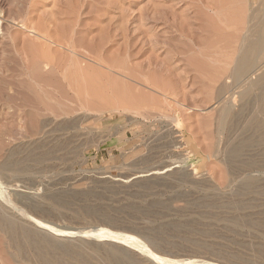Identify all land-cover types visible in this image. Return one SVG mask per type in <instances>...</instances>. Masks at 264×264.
Wrapping results in <instances>:
<instances>
[{"label":"rangeland","instance_id":"374dc122","mask_svg":"<svg viewBox=\"0 0 264 264\" xmlns=\"http://www.w3.org/2000/svg\"><path fill=\"white\" fill-rule=\"evenodd\" d=\"M228 1L230 2L231 0ZM201 2L202 0H0V166H2V164L5 163V160H7L11 151L17 149L18 150L24 149V147H27L26 144L39 142L41 141V139L42 141L44 140L46 141L48 140V138L49 139L51 138L50 140L52 141V143L49 144L52 145H54L56 142L64 141L63 147L59 148L53 154L52 156L53 158L50 157L51 158L50 161L47 160L49 162L46 161L47 163L46 162L42 163L40 164V166L31 165L29 169L31 168L32 170L23 173L24 174L23 176L22 175L12 176L13 174L11 175L7 173H4V175H2L3 172H1V167H0V180H1L0 186L2 189V190L0 189L2 191V193L1 191L0 193L3 195L4 192L6 191L5 192L6 196H2L0 194V199L2 198L5 201L7 200L6 203H8V205L6 206V203L3 200H1L0 202L1 203L2 201L4 202L6 211L10 207L8 210L9 214L14 215L19 219L23 217V219L22 218L21 219L22 221L24 220L25 223L26 222L28 223L31 218L33 219L34 223H35L34 220L37 221L39 220V222H41L42 224L45 223V225H47V223H50L47 226L50 227L51 225H53L51 226L52 228H54L55 226L57 229L59 228L60 230L68 229L70 231L72 229L71 231H76V232H79L78 230H80V232L82 231L92 232L103 229L106 230L105 232L109 233V236L111 237H112L111 234L115 233V235H117L115 237L116 241L113 240V238L111 237L110 238L106 237L109 239H105V237H103L104 239L102 237H100L99 239H96V237L94 238L88 237L81 239L58 238L60 243L65 242L64 244L62 243L63 249L69 248L72 250V248L77 244H79V246L77 245L78 247L84 246L85 248L84 247H82L81 249L79 248V250L81 251L76 249L78 247H74L75 251L77 250L78 252L81 253L84 252L83 255L86 257L90 256L88 258L92 263L93 262L98 263L100 261L98 264H102V261L104 260L103 264H107V262L109 261L108 258L105 257H108L109 249L112 247V245H117V246L120 245V247L124 248L129 252V253L127 252L129 254V256H127L128 258L132 256L131 259L133 260V257H135L134 261L136 260V262L139 258L138 263L143 262L142 264L161 263V262L156 263V261L154 260L152 261L151 258L148 259L146 258L151 254L152 251L154 253L156 252L157 254L160 253L159 255L163 257H168L172 260H176L180 262L182 260V263H185V261L187 262L189 261V264H196L198 260L199 261L197 262V264H201V263L202 264L204 263L245 264L244 262H242V260H239V258L242 259L245 258L244 260L245 262L247 261L246 263L248 264H255V263L260 264V261L263 262L262 264H264V260H263L264 257H261L262 259H260L259 256L260 254L257 255L259 252L258 253L256 252L260 250H255L258 249V247H261L259 245H262V243L264 244V237H263L264 225H261V222L264 220L263 219L264 217H262L264 216V204H262L264 203V199H262L264 197L263 196L264 194L262 193L264 189L263 188L264 163H262L263 165H261V163L259 164V167L263 168V169L258 168L260 174L259 176L258 174H255V176L253 175L254 172L258 171L257 168L255 169L251 168L252 170L251 169L243 170V172L250 171L248 173L249 175L246 172L244 173H246L247 176H250L252 174L254 177H252L251 175V178H255L256 176L258 177V182H257V178H255L256 180L255 179L254 180L257 182L258 185L259 184L261 185V188L260 185L257 186V189L260 188V191L262 190L261 193H258L259 189L258 190L256 189L257 192L255 190L253 192V195L252 193H249L248 196H245V194L241 193L240 190H238L240 192L239 193L240 195L237 194L238 191L236 189H240L239 186L241 185L240 181L242 180V178L244 179V177L246 178L247 176L246 175L244 176V174L240 172L241 175L240 173L239 175L241 176V178H239L240 176L239 175H238L239 177L237 176L238 174L237 172L236 174L235 172L233 173L232 165L230 163L229 164L227 163L229 162L228 157L225 158L227 156L226 155L227 154L226 147L228 146L227 138L230 139L229 137H233V136H228L227 138H224L226 137L225 134L217 133L216 131L217 111L214 110L216 107L215 104L217 103V100H215V98L218 99L217 98L218 96L216 94L218 93L219 86L221 85L220 83L223 84L224 81L223 77L225 75L223 74L227 72L229 73V71L227 70L231 69L230 66L232 67V65H229L228 67L227 62L232 63L231 61L232 58L228 56L229 58H231L228 60V57H225V55H228L227 54L229 53L228 51L226 54L224 53L225 55L222 54L223 52H225L226 49H224L220 43L222 41H226L225 39L221 38L220 40L218 36L216 37L210 33L204 32V34H202L203 31H200L202 29L199 30V28L202 27L198 26L201 23L191 18L194 17L193 15L194 8L197 6L199 7V4L201 5ZM194 4L195 5L197 4V6H195ZM15 7L16 8L18 7L17 8L18 10ZM215 12L218 13L219 11H215ZM13 18H17V19L13 20ZM28 19L29 21H27ZM193 21L194 23L196 22L197 23L194 24ZM30 24L34 28H32ZM188 30L190 32L192 31V34L188 35ZM36 31L37 33H35ZM45 31H46V35L49 34L48 36H45ZM40 32L43 33L41 34ZM35 36L40 39L38 40ZM192 39H195V41L194 40H193L194 42L191 41ZM44 41L47 42L45 43ZM61 42H66L67 44L69 43L68 44L69 49H67L66 47H65L66 49L64 47H61L64 46L63 44L61 45ZM48 45L50 48L48 47ZM199 46L200 48H198ZM218 46L221 47L219 48ZM32 48L34 50L36 49V51H33ZM220 49L221 51L223 50V52L220 51L222 54L220 55L222 56V59H220V56L217 55L218 53H220L219 52ZM43 50H45V52ZM67 50L70 51L68 52ZM74 50H76L77 52H75ZM42 51L44 52V54H46V56L43 54ZM72 51L74 54H72ZM84 51H86V53ZM186 52L187 53L189 52V54H187ZM49 53L52 54L50 55ZM84 53L87 55H84ZM98 53L100 54V56ZM38 54H41L42 56ZM236 55L233 58H236L237 57ZM40 56L41 58H39ZM49 57L54 58L56 61L55 60L53 61V59L52 58L50 59ZM95 57L102 58L103 60L109 62L113 61L114 63L113 62L112 63L115 64L117 69L116 71L118 74H116V72L110 73V71H108L106 68L104 70L103 69L104 67L102 68L101 66H99L94 62ZM186 57L187 59H185ZM25 59L27 60L25 61ZM34 59L37 60L39 59V60L36 61ZM217 59L218 60L220 59L221 62L225 64L223 66V64L220 62L223 68L225 67L229 68V69L227 68V70L225 68L224 70H226V72H224L223 74L221 73L224 70L220 68V63H215ZM45 60L48 61L46 62ZM218 60L217 62H219ZM202 61L204 62L206 61V63H203ZM42 62L44 65L42 64ZM195 62L197 63L195 64ZM45 64L47 65V67ZM61 65H62V69L60 71H57V68L59 69ZM89 66L90 68H87ZM91 66L94 69L96 68L95 69L96 71L94 70L95 74H98L99 71L101 70L102 73H99L98 75L99 77H96L98 79L100 78L99 81L97 79V82L100 83L101 81V84L104 83L106 85L103 84L102 86L99 83L98 84L100 86H98L97 83L95 85L91 84L93 81L94 83L96 81V79H94L96 75H94L93 73H89V71H87L88 69L93 71ZM76 67L77 68L84 67L83 72H85L87 68L86 72L88 73L84 74L82 72L83 70L82 68H81L82 70L80 69L77 70ZM64 68L66 69L65 71ZM197 69L201 71H198ZM221 69L223 70L222 72L220 71ZM34 70L35 73L33 75L32 71L34 72ZM67 70L77 81L76 83L77 85L75 86L76 90L75 87L74 88L70 87L72 89L71 90L69 88V85L66 84L67 81L62 79L63 77L61 76L62 75L61 71L66 72ZM76 70L79 72L81 71L80 73L78 72L81 75H79L78 73H74ZM97 70L99 71L97 72ZM219 71L221 73H218ZM205 73H207L208 75ZM90 74L91 75L93 74L92 75L93 78H91L92 76H90ZM100 74L101 75L103 74L102 79H101L102 76ZM218 74L220 75V79H218L219 76H215ZM88 75L90 79H93V81L90 82V85L91 86L94 85L92 86V88L89 85L90 87L88 86V88L92 90L94 88L95 90L93 91L94 94L96 91H97L96 93L98 94V91L101 90L100 94H102L101 95L102 99H99L101 98L99 94L98 95L100 97L97 96V94L93 95V97L95 96L94 98L92 97L94 100H92L88 96L86 98L84 97L85 95H83V90L85 89L81 87V85H84V82L88 81L86 79L84 81L83 79V78H87ZM129 77L130 79H128ZM144 77L147 79V81L150 84L152 83L154 85L146 84L147 85V86L145 85L146 87L143 86L141 82L144 81V79H142L141 81L139 80ZM135 79H137V81L140 82L141 84L140 83L138 84V82H136ZM191 79H193L195 82L193 80L191 81ZM47 80L49 82H47ZM80 81H81V85H80ZM199 81H201V83ZM218 81L221 82L219 83ZM78 85H80L79 88ZM209 85L211 86L209 87ZM95 86L97 87V90L95 89ZM101 86L102 88H100ZM149 86L151 87L156 86L157 90L156 89L154 90L155 87L149 89L150 88ZM46 87H48L47 88L48 90L46 89ZM51 89L52 91H50ZM234 92H238L237 93L238 95L235 94ZM76 93H79V95L82 94L83 97L76 95ZM233 93L234 94H232V91L229 92L231 96L234 95L236 99L235 100L233 98V100L235 101L234 104L235 107L238 108L242 103V101H239L242 100L240 99L241 98V96L239 95L240 92L239 90H235L233 91ZM72 94L73 95L75 94L74 95L75 98ZM229 94L228 96H230ZM96 97L99 98L96 99ZM88 98H90L91 101L87 100ZM135 99L137 102L135 101ZM137 111L139 112L137 113ZM143 113H145L146 116ZM164 115H166V117ZM176 120L180 122V125L177 123L178 121ZM170 123L173 126L172 129ZM45 124L47 128L44 127ZM49 124L50 127L48 128ZM60 124H62L63 126H67L68 129L66 128V130L62 132L61 131L62 127ZM178 125L181 127H179ZM41 126L44 128V131L43 128L41 129ZM57 126H59L60 129L59 128L57 129ZM176 126L178 127L175 130L174 128ZM52 129L54 130L52 131ZM166 129L167 131H165ZM168 131H170L169 133H172V135L169 134L167 138L166 136L168 135ZM180 131L181 133H179ZM181 134L184 135L185 137L184 139H187L186 141L190 145L187 147V150H185L186 153L184 151L177 152L179 150L176 149L177 148L176 146L173 149H176L177 153L174 150L172 151L174 153L173 154L172 152H170V150L173 149H169V148L166 149V147H164L165 141L172 140V138L174 139L175 137H179L181 136ZM44 136L45 137L47 136V138H45ZM162 136L165 139L162 138ZM217 141L218 142L221 141V142L218 143ZM225 142L226 144L224 145ZM21 145H25V146L22 147ZM259 149H261V147ZM256 150H258V148L252 149L251 151L254 154ZM258 151L255 153L256 155L254 154L255 156L258 155L259 153ZM22 152L25 153L24 150H22ZM190 152L193 154L192 158L191 156H189ZM252 152H247L246 158H251V157L253 158L254 155H252L251 157H249L250 155L249 156L247 155L248 153L252 154ZM188 156L189 158H191V160H189ZM146 159H148V161H144ZM224 159H227L226 160L227 162ZM228 165H230L231 167ZM152 168L153 169L159 168L163 170L165 168H167V170L170 168V170L166 172H165L166 169L164 170L165 177H163L164 175L163 176L160 175L161 177L155 176L158 177V180L161 178L160 180L162 181L158 182L156 179H155L156 181L154 180L153 178L154 176H148L150 172L152 173L153 171H155L152 170ZM147 170H149V172L147 174H144L145 176L139 174ZM180 171H182L181 174L183 175L179 173ZM252 171L253 173H251ZM172 172L174 174H171ZM29 173L32 176L31 175L29 176L28 175ZM189 173L192 174L190 175ZM261 173L263 176L261 175ZM169 174L172 177V179L169 177ZM138 175L143 176V178L142 177L140 178V176L139 178H137ZM167 175L171 181L169 180ZM173 176L174 178L176 177L177 179L176 178L174 179ZM178 176H181L183 178ZM151 177L153 178V181ZM164 178L167 179V181L165 180L166 182L164 181ZM185 178L186 180L187 179L188 180L186 181ZM140 179H143L145 183L144 185L148 183L147 184L148 186L146 185L148 188L146 186L144 187V185L142 184L143 182ZM183 179L184 182H182ZM204 179L206 180L209 179V180L208 182H206V180L204 182ZM235 179H239L240 181L238 180L235 181ZM140 181L142 182L141 184ZM193 181L194 184L199 183L200 185L202 184V186L203 185L204 186L200 187L199 184L194 185L192 184ZM167 182L168 184L169 183L170 184L168 185ZM236 182H240V183L237 185V187L238 186L239 187L238 188L236 187L235 189L236 185H234V183L236 184ZM171 183L173 184L175 183L174 187L173 185H171ZM157 184H159V187ZM140 185H142L143 187ZM165 185L166 187H164ZM194 186L196 188V191ZM82 187H84L86 190L88 189L89 192H86L84 188L80 190V188ZM190 187H192V189ZM231 188L232 189L234 188V190L236 191L233 193L234 190L232 191ZM198 189L200 190L197 192ZM204 189L205 190L207 189L208 191L210 190L211 192L209 191L208 193H205L207 191H205ZM78 190H80V192L84 190L85 192L82 191V193H80ZM213 190L215 191L218 190L216 193L217 197H218V193L220 192L221 193L219 194L220 197L225 199L223 200L221 198L222 200H219L220 199L219 197H218L219 199H217V197H215L216 195L214 196L213 194L214 192ZM77 191L79 192V194ZM201 191H203V193ZM65 193H67V195L73 194L76 200H72L74 198H72L73 196L70 195L68 196H70L72 199L70 197L67 198ZM186 193L187 195H185ZM188 193L189 195L192 196H189ZM209 193H212L213 197L216 198V199L214 198L215 199L214 201L218 200V203H220L221 206H219L220 204H217L218 207H215V210L217 212L213 211V208L211 207L212 209L211 208L210 209L212 212L210 211L209 214L212 215L208 214L206 218V214L208 211L205 210H210V209H205L206 207H202V206H199L200 209H198L199 207L197 208V205H195L194 203L201 204L204 202H208L209 200L213 201V197H211L210 196L211 194ZM230 193H232L231 196ZM235 193L239 196H241L242 194L241 196L242 201L243 200L247 201V197H248V201L252 198L251 203L253 199L256 200V207H254L250 203V201L247 203L243 201V205H245V203L247 205L250 204L249 206L250 208L247 206V210L251 212L249 213L251 214V219L254 222L260 224L256 226V229L255 227H253L254 229L253 231L255 232H252L251 230L252 227L251 228L250 226L247 227L248 224L246 225L245 224L246 222H244L247 220L244 221L241 220V223H239L241 228L243 224L242 229L240 228L239 224L237 226L240 229L236 226L234 222L233 223L231 222L232 225L234 224L233 225L234 228L237 227L236 228L237 233H235L236 229L234 230V228H231L233 226L231 227L229 226L230 225L229 221H234L235 219L237 221V217H236L237 215L239 221L242 218L245 219L246 216L248 217L246 219L248 220L250 219L249 218L250 215L247 214L248 212L246 213V211H243L246 210V208L245 209L243 208V205L241 203L242 202L241 197L238 196L237 198V195H235ZM257 193L259 194V196L262 195L263 197L261 198L255 197L258 196ZM63 194L65 195L63 196ZM81 194L82 196L85 195V197H82ZM203 194H206L208 196L207 197L206 195L203 196ZM222 194H224L225 196ZM86 196L88 199L86 198ZM155 196L156 197L158 196L157 197L158 200L156 199ZM191 197L193 198L195 197V198L193 199ZM199 197L203 199L197 200V198ZM204 197L206 198L204 199ZM208 197L210 199H207ZM229 198H231V200ZM159 199L160 201L163 200L162 202L168 200L167 202L169 203L165 202L166 209L163 208L164 209L163 210L160 209V207H157L158 208L157 209L155 205H153L154 207L151 208L152 204H150L151 206L147 205V203L148 204L149 202L151 203L152 200H154L153 201L154 204L155 202L159 201ZM189 199L190 200L193 199L195 202H193V200H191L190 202ZM257 199L258 200L260 199V201H257ZM261 199L263 201H261ZM228 200L229 202H227ZM233 200L235 201L237 200L236 201L237 204ZM9 201L11 204L9 203ZM49 201L50 203H48ZM74 201L76 202L74 203ZM89 202L91 207H89L88 205ZM69 203H71L72 207H70ZM77 203H81V204H77ZM86 203L88 205V208H86L85 210L83 209L85 208L83 206H85ZM136 204L139 205L137 206ZM188 204H191V206H189ZM235 204L237 206H235ZM253 204L255 205V203ZM97 205L99 206V208ZM141 205H143L142 208L140 207ZM146 205L148 206V208L150 207L151 210L153 209L152 211H154V214L156 215L151 214L153 212H151L150 209H147ZM223 205L224 206L228 205L229 207L235 206L237 209L236 208L228 209L229 208L228 206H227L228 208H226V206L224 208ZM39 206L40 208H42V210L39 208ZM46 206L48 209L46 208ZM92 206L94 207L96 206L98 210L100 209L98 213L101 211L100 213L102 214L101 215L98 214L95 209L96 207L93 209ZM15 207H17V212ZM49 207H51L52 209ZM126 207L128 208L125 209ZM132 207L135 213L132 211L131 209ZM190 207H193L194 210L190 209ZM201 207L203 208V210ZM241 207L243 208L242 210ZM89 208L90 209L92 208L91 212L87 210ZM251 208H253V210ZM81 209H82V214L79 213L81 212ZM234 209L237 212L234 211ZM259 209L260 212L257 211ZM129 210H130V214H129ZM138 210H140V212H138ZM148 210L150 211L149 214L151 216L147 213ZM231 210L232 212L234 211L233 212L234 217L231 214L232 213ZM74 211H76L79 214L75 213ZM103 211L109 213V214L107 213L108 215V216L106 215L107 217H105V212ZM160 211L162 212L159 213ZM164 211L166 213H164ZM253 211H254L253 213L254 215L252 214ZM256 211L257 214H255ZM137 212L139 216L141 212H142L141 215H143V213L148 214V217L145 215L148 219L144 216L139 217L138 215H136ZM240 212L243 215H245V213L247 215L245 216L242 215L243 216L242 217L241 215H239ZM94 213L95 214L97 213V215H95ZM157 213H159L160 215L159 214L157 215ZM202 213H204L205 215ZM215 213L218 214L216 215ZM259 213H262L263 215L262 214L259 215ZM191 214L193 215V217ZM75 215L76 216L79 215V216L75 217ZM197 215L199 218L195 217ZM201 215L203 218H201ZM252 215L255 220L252 218ZM257 215L260 216V218H258ZM24 216H26L27 218H25ZM221 216L225 218V219L223 218L224 222L225 220H227L226 217H228L229 221L227 220L226 223H224L223 221L221 222L222 220ZM190 218H192V220L195 222L194 223L195 227L194 224L193 225L190 224L189 229L190 227L191 229L189 230L188 228L187 229L184 228V230L185 231L188 230L190 232L192 231V228L197 227L199 231L197 230L196 232V229H193L192 234L190 232L191 236L189 232L186 231L188 234V239H187L186 237L187 234H185V231H183L184 233L180 232L182 230L181 229L178 230V232H176L177 230H175L174 229L175 227L173 226L174 227L173 228L172 225L179 224V222L181 221L182 222L184 221L183 222L184 224L187 222L191 223L192 220ZM193 218L199 220L196 221ZM233 218L235 219L233 220ZM217 219L218 222L216 221ZM43 221L45 222L43 223ZM147 221L149 224L147 223ZM171 221L173 224H171ZM204 221L207 224L208 228L206 227L205 223L203 225ZM155 222L156 224H154ZM168 222H170V224H167ZM160 223L161 224L163 223L162 224L163 226L166 223L165 225L168 226L167 228L168 230L170 229V231H166L167 229L165 230L166 226L163 227L164 229H162V227H160ZM226 224L229 225L226 226ZM244 225H246V229L248 228V230L244 228ZM153 226H155L156 229H154L155 227ZM260 226L262 227L263 230L259 228ZM228 227L229 230L232 229L234 233L231 230L230 231L232 234L228 233L230 232L229 230H227ZM2 229L3 228H1L0 231ZM205 229H208L206 230L208 233L205 232ZM213 229L216 230L214 231ZM133 230L135 233L133 232ZM156 230H158L159 232H157ZM241 230L244 231L241 232ZM150 231L151 232L154 231V232L150 233ZM200 231L202 232V234L204 232L205 233L202 235L200 234L201 233ZM44 232L45 231L40 230V237L45 238V236H47L46 238H49L47 240L50 243L57 244L56 241H53L55 238L53 239L47 233H45L46 234L45 235ZM126 232L129 234H127ZM148 232L150 235L148 234ZM161 232L163 234L165 233L164 235H166L167 237L168 236L170 237L171 232L174 233L175 235L171 236L168 239L164 235H162ZM166 232L168 233L166 234ZM212 233H216V234L213 235ZM5 234L8 235L7 232L3 229L0 232V264H32L29 258L18 257L16 255L14 248H12L10 244L9 236H6ZM120 234L123 235L127 234V236L131 234L129 237H131L132 239L135 238L136 236L139 237L140 239L136 237L135 239L136 241H133L130 238L127 239L124 238V240L123 239L120 240L118 239V236L120 237L122 236ZM133 234L135 237H133ZM154 234L155 237H153ZM181 234L182 235L184 234L183 236L185 238ZM210 234H212L211 237H209ZM256 234L259 238L257 239L260 241L255 239L257 237L255 236ZM157 235L158 237L164 236L162 239L163 241L161 239H158V237H156ZM193 235L195 237L191 241L190 239L193 238ZM204 235H208V236L202 237ZM148 236L149 238L147 239ZM196 236L197 238L202 237L203 239L201 238L200 240L198 238L197 241ZM180 237H183L181 238L182 241L184 239H187V241L188 240L189 241L185 242L184 240L185 242L184 243L180 240ZM236 237L239 239L238 240L239 242L234 240L237 239ZM153 238H157L155 239L154 244H153L154 241ZM167 239L168 242L167 243L164 242L165 240L167 241ZM111 240L113 241V243ZM125 240H127L126 241L127 243L129 242V245L125 246V244H127L125 243ZM141 240L143 243L141 242ZM172 240L175 241V243L172 242ZM194 240H196V243H198L199 241L202 242L204 241L205 245H207L208 243L209 245H207L206 247L204 244H200L201 242L193 245ZM122 241L124 243H122ZM137 241L138 243L141 242V245H139ZM156 241H159V243L157 242L158 245L160 243L161 244L159 246L156 245L157 244ZM232 241L233 242L236 241V243L234 244ZM70 242H72V244ZM169 242L174 243V245L170 243L171 244L170 246L168 244ZM256 242L258 244L260 242L261 244L257 245ZM69 243L73 246L72 248ZM181 243L182 245H180ZM187 243L190 244L188 245ZM211 243L213 247H215V245L217 244L218 246L220 245L219 247L222 248L221 253H220V248L218 246L217 247L219 249L217 248V250L214 248L211 249L212 248V246H210ZM163 244H165V246ZM87 245L91 247L88 248ZM130 245L131 246L135 245V247L132 248ZM196 245H200L202 246V248L200 249L199 246L197 249ZM253 245L254 247L256 246L255 249ZM162 246L165 247L164 248L165 251ZM203 246H205L206 248H204ZM138 247L139 250L136 249ZM141 247L146 249L144 250V253H143V249L141 250ZM87 248L90 251H88ZM91 248L92 249L95 248L93 249L94 251H96L97 249L96 252L98 254L93 252ZM207 248H210L212 251L214 250L216 251L211 252L210 249L207 250ZM148 249H151V252H147L150 251ZM159 250L162 252H160ZM229 250L232 252L230 253ZM104 251L106 252V254ZM94 253L96 255H94ZM101 253H103L104 255ZM141 253L145 254L146 256L145 255L142 256ZM228 253L229 255L231 254L230 256L233 257L227 255ZM235 253L238 255L239 257L238 259L234 256ZM100 255L104 259L99 257ZM220 255L221 256L224 255V256L221 257ZM91 257L92 259L95 258L96 260L95 259L91 260ZM149 257H151V255ZM234 257L237 260L234 261H232L233 259L230 260V258H234ZM99 259H103V260L101 261ZM258 260L259 262H257ZM190 261L192 262L190 263ZM193 261L195 262L193 263Z\"/></svg>","mask_w":264,"mask_h":264},{"label":"bare ground","instance_id":"6f19581e","mask_svg":"<svg viewBox=\"0 0 264 264\" xmlns=\"http://www.w3.org/2000/svg\"><path fill=\"white\" fill-rule=\"evenodd\" d=\"M195 5V4H194ZM193 6V5H192ZM195 6H197V4L195 5ZM16 8V7H15ZM18 8V7H17ZM16 8V9H17ZM18 10V9H17ZM193 10V9H192ZM215 11H219L218 13L217 12H215ZM1 12H3V11H1ZM193 15H194V17H191V18H193V20L195 19L196 21H198V22H200L201 24L200 25H198V26H200V27H202V28H199V30L200 29H202V30H200V31H203V33L202 34H204V32L205 33H210V34H213L214 36H218L219 38H220V40H221V38H223V39H225L226 41H222L220 44L223 46V48L224 49H226L225 50V52H223V50L221 51V49H223V48H221L220 50H219V52L221 51V52H223L222 54L223 55H225L226 53H227V51L229 52V53H227L228 55H225V57H228V56H230L231 58H232V63H229V62H227L226 60V62L228 63V67H229V65H232V67L230 66V68L231 69H229L228 67V69L229 70H227V68H226V70L227 71H229V73L227 72V73H224V72H226V70H224L225 68H223V66L225 65L224 63H222L221 62V60L220 59H222V56H220V55H222L221 54V52L220 53H216L217 55H219L220 56V59L218 60L219 62H217V60H216V62H215V60H214V62L215 63H222L223 64V66L221 65V63H220V68H222L220 71L222 72H218V73H221V74H223V75H227L226 76V78H225V76L223 77V75H222V77L224 78H222L224 81H223V84L222 83H220L219 81V83L221 84L220 86H219V90H218V93L216 94L218 97V99H216L215 98V100H217V103L215 104V111H217V116H216V122H217V133H221V134H225L226 135V137H224V138H227L228 136H233V137H229L230 139H228L227 138V140H228V146L226 147L227 148V152L226 151H224V152H226L227 154V156L225 157V158H227L228 157V159H229V162H227L226 160L227 159H224L228 164L230 163L231 165H232V170H233V173L235 172V174H236V172L238 173L237 174V176L239 175V173L240 172H242L243 174H244V176L246 175V173L248 174L249 172H246V171H244V172H246V173H244L243 172V170H246V169H255V168H262V167H259V164L261 163V165H263L262 163H264V0H231L230 2L228 1V0H202V2H201V5L199 4V7L197 6V7H195L194 8V11H193ZM4 19V18H3ZM15 19H17V18H13V20H15ZM186 19V18H185ZM26 20V19H25ZM17 21V20H16ZM27 21H29V19L27 20ZM31 22H32V19H31ZM216 22V23H215ZM25 23V22H24ZM28 23V22H27ZM192 23V22H191ZM193 23H194V21H193ZM197 23V22H196ZM196 23H194V24H196ZM214 23V24H213ZM33 24V23H32ZM212 24H213V26H212ZM29 25V24H28ZM27 25V26H28ZM189 25V24H188ZM30 26H31V24H30ZM32 27V26H31ZM26 28V27H25ZM32 28H34V27H32ZM47 28V27H46ZM39 29V28H38ZM177 29V28H176ZM180 29V28H179ZM188 29V28H187ZM36 30H37V27H36ZM2 31V30H1ZM44 32V31H43ZM42 32V33H43ZM35 33H37V31L35 32ZM41 33V32H40ZM41 33V34H42ZM179 33V32H178ZM180 34V33H179ZM182 34V33H181ZM189 34H192V31L190 32L189 30H188V35ZM10 35V34H9ZM49 35V34H48ZM48 35H46V31H45V36H48ZM185 35V34H184ZM195 35V34H194ZM12 36V35H11ZM42 36V35H41ZM40 36V37H41ZM36 37V36H35ZM185 37V36H184ZM194 37V36H193ZM212 37V36H211ZM10 38V37H9ZM15 38V37H14ZM13 38V39H14ZM38 40L40 39V38H38V37H36ZM63 38V37H62ZM182 38V37H181ZM191 38V37H190ZM218 38V39H219ZM35 39V38H34ZM42 39V38H41ZM46 39V38H45ZM44 39V40H45ZM52 39V38H51ZM54 39V38H53ZM204 39V38H203ZM208 39V38H207ZM217 39V38H216ZM43 40V39H42ZM195 41V39H192L191 41ZM198 40H200V39H198ZM36 41V40H35ZM193 41V42H194ZM204 41V40H203ZM207 41V40H206ZM214 41V40H213ZM45 43L47 42V41H44ZM49 42V41H48ZM189 42V41H188ZM210 42V41H209ZM224 42V43H223ZM44 43V44H45ZM55 43V42H54ZM57 43V42H56ZM60 43V42H59ZM217 43V42H216ZM48 44H50V43H48ZM64 45V46H61V47H66L67 49H69V43L67 44L66 42H61V45ZM71 44V43H70ZM187 44V43H186ZM197 44V43H196ZM198 45H199V42H198ZM205 45V44H204ZM209 45V44H208ZM188 46V45H187ZM203 46V45H202ZM213 46V45H212ZM211 46V47H212ZM48 47H49V45H48ZM219 48L221 47V46H218ZM13 48V47H12ZM50 48V47H49ZM65 48V49H66ZM75 48V47H74ZM192 48V47H191ZM198 48H200V46L198 47ZM203 48V47H202ZM31 49V48H30ZM33 49V48H32ZM77 49V48H76ZM63 50V49H62ZM83 50H86V49H83ZM190 50H192V49H190ZM212 50V49H211ZM33 51H36V49L34 50L33 49ZM33 51H31V52H33ZM44 52H45V50H43ZM42 51V52H43ZM68 52L70 51V50H67ZM75 52H77L76 50H74ZM80 51V50H79ZM185 51V50H184ZM188 51V50H187ZM195 51V50H194ZM197 51V50H196ZM44 52H43V54H44ZM51 52V51H50ZM62 52V51H61ZM65 52V51H64ZM63 52V53H64ZM85 53H86V51H84ZM36 53V52H35ZM34 53V54H35ZM84 53V55H87V54H85ZM101 53V52H100ZM187 53V52H186ZM192 53V52H191ZM225 53V54H224ZM33 54V55H34ZM50 54V53H49ZM52 54V53H51ZM50 54V55H51ZM69 54V53H68ZM72 54H74L73 53V51H72ZM77 54H79V53H77ZM89 54V53H88ZM99 54V53H98ZM187 54H189V52L187 53ZM186 54V55H187ZM213 54H214V52H213ZM237 54V55H236ZM29 55V54H28ZM38 55H41V54H38ZM45 56H46V54H44ZM237 56L236 58H233L234 56ZM42 56V55H41ZM41 56L39 57V58H41ZM44 56V57H45ZM54 56H56V55H54ZM53 56V57H54ZM63 56V55H62ZM75 56H76V54H75ZM90 56H92V55H90ZM95 56V55H94ZM99 56H100V54H99ZM189 56V55H188ZM211 56V55H210ZM214 56V55H213ZM34 57V56H33ZM36 57H37V55H36ZM44 57H42V58H44ZM85 57V56H84ZM86 57H88V56H86ZM202 57H204V56H202ZM216 57V56H215ZM32 58V57H31ZM35 58V57H34ZM50 59L52 58V57H49ZM88 58H90V57H88ZM91 58H93V57H91ZM192 58V57H191ZM210 58H212V57H210ZM219 58V57H218ZM223 58H224V56H223ZM231 58H229L228 57V60L229 59H231ZM53 59V61L55 60L54 58H52ZM99 59V60H98ZM101 59V60H100ZM185 59H187V57L185 58ZM27 59H25V61H26ZM34 60H36V61H38L37 59H34ZM41 60V59H40ZM49 60V59H48ZM48 60H45L46 62L48 61ZM29 61V60H28ZM50 61V60H49ZM56 61V60H55ZM183 61V60H182ZM200 61H201V59H200ZM230 61V62H231ZM76 62V61H75ZM94 62L96 63V64H98L99 66H101L104 70H105V68L108 70V71H110V73H115L116 72V74H118L117 73V69H116V66H115V64H113L112 62H109V61H105V60H103L102 58H94ZM188 62V61H187ZM203 63H206V61L204 62V61H202ZM78 63V62H77ZM191 63V62H190ZM189 63V64H190ZM194 63V62H193ZM192 63V64H193ZM197 62H195V64H196ZM42 64H43V62H42ZM47 64V63H46ZM45 64V65H46ZM53 64H54V62H53ZM44 65V64H43ZM49 65H51V64H49ZM77 65V64H76ZM82 65V64H81ZM197 65H200V64H197ZM202 65V64H201ZM207 65V64H206ZM32 66V65H31ZM37 66V65H36ZM79 66H80V64H79ZM84 66V65H83ZM222 66V67H221ZM46 67H47V65H46ZM57 67V66H56ZM61 67V68H60ZM59 67V69L57 68V71H60L61 69H62V65ZM67 67V66H66ZM92 67V66H91ZM95 67V66H94ZM124 67V66H123ZM193 67V66H192ZM195 67H196V65H195ZM201 67V66H200ZM206 67V66H205ZM208 67V66H207ZM210 67V66H209ZM77 68V67H76ZM82 68V67H81ZM81 68H77V70H82ZM87 68H90V66L89 67H87ZM87 68H86V70H87ZM119 68V67H118ZM204 68V67H203ZM27 69H28V67H27ZM45 69V68H44ZM47 69V68H46ZM50 69V68H49ZM48 69V70H49ZM72 69V68H71ZM96 69V68H95ZM93 67H92V70L93 71H91V70H87V71H89V73H93L94 75H96L95 77H94V79H96V81H95V83H94V81H93V79H90V77H89V75L87 76V78H83L84 79V81H85V79L86 80H88V81H86V82H84V85H81V81H80V85H81V87H83L85 90H83V95H85L84 97L86 98L87 96L88 97H90L92 100H94L93 98L95 97H93V95H96L97 93V91L95 92V94H94V92L93 91H95L94 90V88H93V90L92 89H89L88 88V86L90 85V82L91 81H93L91 84H96L97 83V85L98 86H100L99 84H101V81H100V83L99 82H97V79L98 78H96V77H99L98 75H99V73H102L101 72V70L99 71V70H97V72L99 71V73L98 74H95V70ZM124 69V68H123ZM209 69V68H208ZM211 69V68H210ZM30 70V69H29ZM28 70V71H29ZM66 69L64 68V71H65ZM76 70V71H77ZM86 70H85V72H83L84 71V69L82 70V72L85 74H87L88 72H86ZM95 70V71H94ZM198 70V69H197ZM205 70V69H204ZM212 70V69H211ZM50 71V70H49ZM64 71H61V74H59V75H61L63 78L62 79H64L65 81H67V83L66 84H68L69 85V88L70 87H72V88H74L77 84V81H76V79H74L73 78V76L68 72V70L66 71V72H64ZM69 71H70V69H69ZM74 72V73H78L79 71H77V72ZM198 71H201V70H198ZM197 71V72H198ZM206 71H207V69H206ZM206 71H204V72H206ZM208 71H210V70H208ZM213 71V70H212ZM37 72V71H36ZM81 72V71H80ZM79 72V73H80ZM96 72V73H97ZM29 73V72H28ZM32 73H33V75H34V73H35V70H34V72L32 71ZM47 73H49V72H47ZM59 73V72H58ZM78 73V74H79ZM123 73V72H122ZM192 73V72H191ZM37 74V73H36ZM92 74V75H93ZM104 74V73H103ZM102 74V75H103ZM105 74H106V72H105ZM200 74V73H199ZM205 74H207V73H205ZM210 74V73H209ZM32 75V76H33ZM74 75V74H73ZM79 75H81V74H79ZM91 74H90V76H92ZM101 75V74H100ZM101 75V76H102ZM129 75V74H128ZM203 75V74H202ZM208 75V74H207ZM37 76V75H36ZM40 76H41V74H40ZM58 76V75H57ZM75 76V75H74ZM84 76V75H83ZM86 76V75H85ZM106 76H108V75H106ZM134 76V75H133ZM198 76V75H197ZM215 76H219L218 77V79H220V75L218 74V75H215ZM35 77V76H34ZM39 77V76H38ZM60 77V76H59ZM196 77V76H195ZM208 77V76H207ZM56 78H58V77H56ZM79 78V77H78ZM91 78H93V76L91 77ZM103 78V76L101 77V79ZM107 78V77H106ZM111 78V77H110ZM138 78V77H137ZM39 79V78H38ZM61 79V78H60ZM61 79V80H62ZM81 79V78H80ZM128 79H130V77L128 78ZM133 79V78H132ZM142 79H144V81H142L141 83L143 84V86H145L146 84L147 85H149L150 83L147 81V79L144 77V78H141L139 81H141ZM146 79V80H145ZM75 80V81H74ZM79 80V79H78ZM100 80V78L98 79V81ZM104 80V79H103ZM102 80V81H103ZM134 80V79H133ZM149 80V79H148ZM193 79H191V81H192ZM202 80V79H201ZM217 80V79H216ZM106 81V80H105ZM135 81L136 82H138L137 81V79H135ZM194 81V80H193ZM47 82H49L48 80H47ZM104 82V81H103ZM102 82V83H103ZM110 82V81H109ZM144 82V83H143ZM195 82V81H194ZM200 83H201V81H199ZM204 82V81H203ZM61 83H63V82H61ZM65 83V82H64ZM99 83V84H98ZM140 82H138V84H139ZM140 83V84H141ZM104 84V83H103ZM103 84H101L102 86H103ZM114 84V83H113ZM112 84V85H113ZM117 84V83H116ZM152 84V83H151ZM150 84V85H151ZM218 84V83H217ZM80 85H78V88L80 87ZM94 85H92V86H94ZM96 85V86H97ZM104 85H106V84H104ZM146 85V86H147ZM152 85H154V84H152ZM158 85V84H157ZM65 86H67V85H65ZM91 86V85H90ZM89 86V87H90ZM92 86H91V88H92ZM95 86V89L97 90V87ZM102 86L100 87V88H102ZM145 86V87H146ZM211 85H209V87H210ZM217 86V85H216ZM49 87V86H48ZM48 87H46V89L48 88ZM150 87V88H149ZM148 88L149 89H151V88H154V90L156 89L157 90V88H156V86H149ZM213 87H215V86H213ZM87 88V89H86ZM99 88V87H98ZM106 88V87H105ZM109 88V87H108ZM212 88V87H211ZM210 88V89H211ZM71 89V88H70ZM104 89V88H103ZM113 89V88H112ZM213 89V88H212ZM48 90V89H47ZM68 90V89H67ZM72 90V89H71ZM71 90H69V91H71ZM75 90H76V87H75ZM91 90H92V92H91ZM235 90H239V95L241 96V98L240 99H242V100H239V101H242V103H241V105L237 108V107H235V101L233 100V98L235 99V97H234V95L233 96H231L230 94H229V92H231L232 91V94H237L238 92H234L233 93V91H235ZM50 91H52V89L50 90ZM100 91L101 90H99L98 91V94L101 96L102 94H100ZM104 91V90H103ZM107 91V90H106ZM105 91V92H106ZM161 91V90H160ZM84 92H85V94H84ZM167 92H169V91H167ZM48 93V92H47ZM52 93V92H51ZM74 93V92H73ZM80 93V92H79ZM79 93H76V95H78V96H80V97H83V95L81 94V95H79ZM111 93H113V92H111ZM50 94V93H49ZM68 94V93H67ZM97 94V96H99ZM109 94V93H108ZM107 94V95H108ZM163 94V93H162ZM228 94L230 95V96H228ZM53 95V94H52ZM73 95V94H72ZM75 95V94H74ZM73 95V96H74ZM105 95V94H104ZM103 95V96H104ZM238 95V94H237ZM70 96V95H69ZM99 96V97H100ZM239 96V97H240ZM48 97H50V96H48ZM53 97V96H52ZM72 97V96H71ZM93 97V98H92ZM99 97H96V99H98ZM74 98H75V96H74ZM79 98V97H78ZM78 98H76V99H78ZM90 98H88L87 100H89V101H91L90 100ZM171 98V97H170ZM51 99V98H50ZM80 99V98H79ZM95 99V100H96ZM99 99H102V96H101V98H99ZM238 99V98H237ZM236 100V99H235ZM85 101V100H84ZM135 101H136V99H135ZM166 101H167V99H166ZM234 101V102H233ZM129 102V101H128ZM137 102V101H136ZM237 102V101H236ZM151 104V103H150ZM167 104V103H166ZM87 105H88V102H87ZM128 105H129V103H128ZM214 106V105H213ZM125 107V106H124ZM149 108V107H148ZM214 111V112H215ZM139 111H137V113H138ZM147 112V111H146ZM136 113V112H135ZM144 115H145V113H143ZM146 114H148V113H146ZM150 114V113H149ZM153 114V113H152ZM156 114V113H155ZM142 115V114H141ZM146 116V115H145ZM148 116V115H147ZM152 116H154V115H152ZM165 117H166V115H164ZM215 116V115H214ZM144 117V116H143ZM176 117V116H175ZM171 118V117H170ZM215 118V117H214ZM136 119V118H135ZM149 119V118H148ZM172 119V118H171ZM174 119H176V118H174ZM141 120V119H140ZM48 121V120H47ZM176 121H178V120H176ZM137 122V121H136ZM145 122V121H144ZM143 122V123H144ZM66 123V122H65ZM179 125H180V122L178 121L177 122ZM177 123H176V125H177ZM51 124V123H50ZM50 124H49V126H48V128L50 127ZM63 124V123H62ZM62 124H60L61 125V127H62V132L63 131H65L66 130V128H67V126H63ZM139 124V123H138ZM137 124V125H138ZM181 124H182V122H181ZM58 125V124H57ZM64 125H67V124H64ZM170 125H171V123H170ZM178 125V126H179ZM43 126V125H42ZM41 126V129L43 128ZM69 126V125H68ZM76 126V125H75ZM172 126V125H171ZM178 126H176L174 129L176 130V128L178 127ZM44 127H46V124H45V126ZM179 127H181V126H179ZM47 128V127H46ZM59 128V126H57V129ZM76 128V127H75ZM88 128H90V127H88ZM150 128V127H149ZM173 128V126L171 127V129ZM60 129V128H59ZM68 129V128H67ZM148 129V128H147ZM152 129V128H151ZM158 129V128H157ZM156 129V130H157ZM168 129V128H167ZM167 129L165 130V131H167ZM170 129V128H169ZM54 129H52V131H53ZM56 130V129H55ZM86 130V129H85ZM175 130H173V131H175ZM179 130V129H178ZM42 131V130H41ZM43 131H44V128H43ZM57 131V130H56ZM90 131H92V130H90ZM164 131V130H163ZM182 131V130H181ZM181 131L179 132V133H181ZM170 131H168V135L166 136L167 138H168V136H169V134H171L172 135V133H169ZM178 132V131H177ZM54 133V132H53ZM53 133H51V134H53ZM150 133H151V130H150ZM174 133V132H173ZM179 133H176V134H179ZM184 133V132H183ZM182 133V134H183ZM50 134V135H51ZM153 134V133H152ZM166 134V133H165ZM181 134V136H179V137H175L174 139L172 138V140H167V141H165V144H164V147H166V149L167 148H169V149H173V148H175L176 146H177V150H179V151H177V152H182V151H184L185 152V150H187V147L190 145L189 143H187V139H184L185 137H184V135H182ZM47 135H48V133H47ZM49 135V136H50ZM170 135V136H171ZM225 135H223V136H225ZM52 136V135H51ZM235 136V137H234ZM45 137V136H44ZM45 138H47V136L45 137ZM162 138H164L163 136H162ZM161 138V139H162ZM51 139V138H50ZM49 138H48V140H44V141H42V139H41V141H39V142H34V143H31V144H26V146L27 147H24V149H20V150H13V151H11L10 152V154H9V156H8V158H7V160H5V163L4 164H2V166H0L1 167V172H3V174L2 175H4V173H7V174H13L12 176H19V175H24L23 173H25V172H28L29 170H32L31 168L29 169V167L31 166V165H37V166H40V164H42V163H45L47 160H51V158L50 157H52L53 156V154L59 149V148H62L63 147V145H64V141H62V142H60L59 140V142H56L54 145H52V144H49V143H52V141L50 140ZM165 139V138H164ZM55 141V140H54ZM221 141H223V140H221ZM220 141V142H221ZM33 142V141H32ZM162 142V141H161ZM218 142V141H217ZM220 142H218V143H220ZM226 144V142L224 143V145ZM51 145V146H50ZM219 145V144H218ZM22 147L23 146H25V145H21ZM220 146H221V144H220ZM170 147H172V148H170ZM261 147V149H259ZM19 148V147H18ZM225 148V147H224ZM257 149L258 148V150H260V151H258V150H256V152L258 151L259 153H258V155L257 156H255L256 154V152L253 154V152L251 151L252 149ZM176 149H173V150H170V152H172V151H174L175 150V152H176ZM22 150H24L25 151V153H23L22 152ZM226 150V149H225ZM222 151V150H221ZM254 151V150H253ZM176 152V153H177ZM187 152H189V151H187ZM191 152H193V151H191ZM190 152V154L189 153H187V154H189V156H191V158H192V153ZM247 152H252V154L250 153H248L247 155L249 156V157H251L252 155H254V157L252 158H246V153ZM173 153V152H172ZM186 153V152H185ZM23 154V155H22ZM174 154V153H173ZM224 154V153H223ZM189 156H188V158H189ZM225 156V155H224ZM223 156V157H224ZM247 156V157H248ZM53 158V157H52ZM186 158V157H185ZM191 158H189V160H191ZM188 160V159H187ZM49 161H47V162H49ZM144 161H148V159H146V160H144ZM46 162V163H47ZM182 162V161H181ZM228 166H230V165H228ZM231 167V166H230ZM166 169V170H165ZM164 170H165V172L166 171H168V170H170V168L167 170V168H165ZM196 169V168H195ZM199 169V168H198ZM251 169V170H252ZM259 169H258V171L257 172H254L253 173V171L251 172V173H253V175L255 176V174H258V176L260 175L259 174ZM263 169V168H262ZM152 170H155V171H153L151 174L149 173L148 174V176H154L153 178H154V180L156 179L158 182H160V181H162V180H158V177H155V176H163L164 175V170L163 169H153L152 168ZM152 170H150V171H152ZM162 170H163V172H162ZM184 170V169H183ZM176 171V170H175ZM248 171V170H247ZM149 172V170H147V171H144V172H141V173H139V174H142L143 176H145L144 174H147ZM186 172V171H185ZM192 172V171H191ZM263 172V171H262ZM32 173V172H31ZM168 173V172H167ZM177 173V172H176ZM175 173V174H176ZM180 174L182 173V171H180L179 172ZM194 173V172H193ZM231 173V172H230ZM171 174H174L173 172L171 173ZM190 174V173H189ZM189 174H187V175H189ZM192 174V173H191ZM190 174V175H191ZM25 175H27V174H25ZM29 176L31 175L30 173L28 174ZM181 175H183V174H181ZM240 175H241V173H240ZM239 175V176H240ZM249 175V174H248ZM252 175V174H251ZM251 175L250 176H247L246 178L244 177V179L242 178V180L240 181L239 179H235V181L236 180H238V181H240L241 182V185H239L240 186V189H236V187H237V185L240 183V182H236V184L234 183V185H236L235 186V189L238 191V190H240V192L241 193H243V194H245V196H248L249 195V193H252V195H253V192L257 189V186H259L258 184H257V182H258V177L256 176L255 178H257V182L255 181L256 179L255 178H251ZM252 175V177H254ZM261 175H262V173H261ZM10 176V175H9ZM32 176V175H31ZM139 176L140 175H138V177L137 178H139ZM143 176H140V178L142 177L143 178ZM160 176V177H161ZM176 176V175H175ZM238 176V177H239ZM263 176V175H262ZM115 177H117V176H115ZM163 177H165V175L163 176ZM167 177H168V175H167ZM166 177V178H167ZM169 177L172 179V177L170 176V174H169ZM168 177V178H169ZM178 177H181V176H178ZM191 177V176H190ZM264 177V176H263ZM17 178V177H16ZM120 178V177H119ZM153 178L151 177V179H152V181H153ZM167 178V179H168ZM170 178H169V180H170ZM173 178H174V176H173ZM176 178V177H175ZM174 178V179H175ZM181 178H183V177H181ZM192 178V177H191ZM190 178V179H191ZM235 178V177H234ZM239 178H241V176L239 177ZM127 179V178H126ZM134 179V178H133ZM150 179V178H149ZM148 179V180H149ZM150 179V180H151ZM167 179H165L164 178V181L166 180L167 181ZM177 179V178H176ZM193 179V178H192ZM191 179V180H192ZM209 179H211V178H209ZM208 179V180H209ZM255 179V180H254ZM125 180V179H124ZM141 181H140V184L142 183L143 185L145 184L144 183V181H143V179H140ZM147 180V181H148ZM155 180V181H156ZM185 180H186V178H185ZM188 180V179H187ZM186 180V181H187ZM205 180L206 179H204V182H205ZM208 180H206V182H208ZM1 181V180H0ZM165 181V182H166ZM171 181V180H170ZM178 181V180H177ZM180 181V180H179ZM190 181V180H189ZM196 181V180H195ZM198 181V180H197ZM138 182H139V180H138ZM149 182V181H148ZM151 182V181H150ZM174 182V181H173ZM181 182V181H180ZM182 182H184V179L182 180ZM199 182V181H198ZM260 182H261V179H260ZM2 183V182H1ZM153 183V182H152ZM156 183V182H155ZM230 183V182H229ZM148 184V183H147ZM146 184V185H147ZM150 184V183H149ZM154 184V183H153ZM152 184V185H153ZM161 184V183H160ZM165 184V183H164ZM167 184H168V182H167ZM166 184V185H167ZM170 184V183H169ZM168 184V185H169ZM175 184V183H174ZM174 184L173 183H171V185H173V187H174ZM180 184V183H179ZM188 184H190V183H188ZM192 184H194V181H193V183ZM197 184H199V183H196V184H194V185H197ZM264 184V183H263ZM2 185V184H1ZM139 185V184H138ZM146 185H144V187L146 186ZM151 185V184H150ZM155 185V184H154ZM158 185V187H159V184H157ZM156 185V186H157ZM166 185L164 186V187H166ZM170 185V186H171ZM200 185V184H199ZM208 185V184H207ZM207 185H205V186H207ZM210 185H212V184H210ZM140 186H142V185H140ZM148 186V185H147ZM146 186V187H147ZM155 186V187H156ZM161 186H163V185H161ZM178 186V185H177ZM177 186H175V187H177ZM202 186V184L200 185V187ZM204 186V185H203ZM202 186V187H203ZM209 186V185H208ZM238 186V187H239ZM264 186V185H263ZM143 187V186H142ZM152 187H154V186H152ZM169 187V186H168ZM192 187H193V185H192ZM192 187H190L191 189H192ZM210 187V186H209ZM212 187V186H211ZM227 187V186H226ZM237 187V188H238ZM84 187H82V188H80V190L81 189H83ZM148 188V187H147ZM183 188V187H182ZM194 188H195V186H194ZM199 188V187H198ZM205 188V187H204ZM230 188V187H229ZM260 188H261V185H260ZM260 188H258L257 190L259 191L258 193H261V191H260ZM264 188V187H263ZM262 188V189H263ZM0 189H1V186H0ZM85 189V188H84ZM144 189V188H143ZM146 189V188H145ZM202 189V188H201ZM207 189H209V188H207ZM205 190V191H207V192H205V193H208L209 191L208 190ZM211 189V188H210ZM232 189V188H231ZM2 190V189H1ZM0 190V191H1ZM80 190H78L79 192H80ZM86 190V189H85ZM150 190V189H149ZM182 190V189H181ZM200 189H198L197 190V192L199 191ZM212 190V189H211ZM223 190V189H222ZM227 190V189H226ZM234 190V188L232 189V191ZM236 190H234L233 191V193L236 191ZM257 190H256V192H257ZM77 191V192H78ZM82 191H84V190H82ZM82 191L80 192V193H82ZM195 191H196V188H195ZM215 193H214V192ZM212 192H213V194H214V196L216 195V193H217V191H215V190H213ZM6 192V191H5ZM5 192H4V194L2 195L1 193H2V191H1V195L2 196H6L5 195ZM79 192H78V194H79ZM85 192V191H84ZM86 192H89L88 191V189L86 190ZM187 192V191H186ZM202 193H203V191H201ZM211 192V191H210ZM229 192H230V190H229ZM239 191H238V193L237 194H239L240 193ZM181 193V192H180ZM228 193V192H227ZM235 193V195H237ZM257 193V194H258ZM262 193L264 194V189H263V191H262ZM62 194V193H61ZM66 194V197L67 198H69L70 196H73L72 198H74V195L72 194V195H70V194H68V195H70V196H68L67 195V193H65ZM65 194H63V196L65 195ZM86 194H88V193H86ZM179 194V193H178ZM209 194H211L210 196L211 197H213V195H212V193H209ZM219 194H221L220 192L218 193V197L220 198H218L217 197V195L215 196V197H217V199H219V200H222L223 198L222 197H220V195ZM225 194V193H224ZM224 194H222V195H224ZM84 195V194H83ZM185 195H187V193L185 194ZM188 195H189V193H188ZM206 194H203V196H205ZM227 195V194H226ZM229 195V194H228ZM232 195V193H230V196ZM240 195V194H239ZM239 195H237V198H238V196ZM255 195H256V193H255ZM81 196H82V194H81ZM88 196V195H87ZM87 196H86V198H87ZM189 196H192V195H189ZM208 195H206V197H207ZM209 196V197H210ZM225 196V195H224ZM223 196V197H224ZM229 196V197H230ZM241 196H242V194H241ZM241 196H239V197H241ZM244 196V195H243ZM244 196V197H245ZM250 196H251V194H250ZM249 196V197H250ZM258 196H259V194H258ZM255 196V197H257V198H261V197H263L262 195L261 196ZM9 197V196H8ZM7 197V198H8ZM62 197V196H61ZM82 197H85V195L84 196H82ZM156 197V196H155ZM154 197V198H155ZM158 197V196H157ZM156 197V199L158 200V198ZM175 197V196H174ZM178 197V196H177ZM206 197H204V199L206 198ZM207 198V199H210V198ZM215 197H213V201L216 199ZM228 197V196H227ZM233 197H234V195H233ZM253 197V196H252ZM71 198V197H70ZM71 198V199H72ZM85 198V199H86ZM191 198H193V197H191ZM195 198V197H194ZM193 198V199H194ZM215 198V199H214ZM222 198V199H221ZM78 199V198H77ZM88 199V198H87ZM86 199V200H87ZM155 199V200H156ZM177 199V198H176ZM175 199V200H176ZM193 199H191V200H193ZM199 199H203V198H197V200H199ZM225 199V198H224ZM223 199V200H224ZM230 200H231V198H229ZM234 199H235V197H234ZM244 199V198H243ZM252 199V198H251ZM251 199L249 200L250 201V203H251ZM262 199H264V197L262 198ZM261 199V201H263ZM1 200H3L2 198L0 199V201ZM72 200H76L75 198L74 199H72ZM80 200V199H79ZM142 200V199H141ZM167 200V199H166ZM182 200H183V198H182ZM190 200V199H189ZM191 200H190V202H191ZM196 200V199H195ZM254 200V199H253ZM253 200H252V205L254 206V207H256V200H254V202H253ZM3 201H5V200H3ZM2 201V203H1V205H0V227L1 228H3L6 232H7V234L8 235H6V236H9V240H10V244H11V246H12V248H14V250H15V253H16V255L18 256V257H26V258H29L30 260H31V262H32V264L34 263V264H93L90 260H89V258L88 257H90V256H88V257H86V256H84L83 255V253H81V252H78L77 250H79V248L81 249L82 247H84V246H80V247H78L79 246V244H75L76 246H74V247H78V248H76L77 250L75 251V248L71 245L72 244V242H70L69 244L71 245V248L73 247L74 248V250H73V248H72V250L71 249H63V247H62V243L63 242H61L60 243V241L58 240V238H88V237H96V239H99L100 237H105V239H109L111 236H109V233H106L105 231L106 230H103V229H101V230H97V231H92V232H84V231H82V232H80V230H78L79 232H76V231H69L68 229L66 230V229H64V230H60L59 228V230L54 226V228H52L51 226H53V225H51L50 227L49 226H47L48 224H50V223H47V225H45V221H43V223L44 224H42L41 222H39V220L37 221V220H34L35 221V223L33 222V219H31L30 217H28V218H30V220H29V222L27 223H25L24 222V220L22 221V219H23V217H21L20 219L19 218H17V217H15L14 215H11V214H9L8 213V210H9V208H8V210L6 211V209H5V206H4V202ZM7 201V200H6ZM6 201H5V203H6ZM51 201V200H50ZM50 201L48 202V203H50ZM62 201H64V200H62ZM83 201H85V200H83ZM153 201L154 200H152V202L150 203L149 202V204L147 203V205H150V204H152V206H151V208L152 207H154L153 205H155V207L157 208V207H160V209H163V208H165L166 209V203L165 202H167V201H165V202H162V201H160V199H159V201H157V202H155L154 204H153ZM187 201V200H186ZM210 201V200H209ZM204 202V203H201L200 201V203L201 204H196V203H194L195 205H197V208L199 207V206H202V207H206L205 209H210L211 207L213 208V211H216L215 210V207H218L217 206V204H220V203H218V200L217 201H210V202ZM233 201H235V200H233ZM237 201V200H236ZM235 201V203L237 204V202ZM241 201H242V197H241ZM240 201V202H241ZM243 201H245V200H243ZM243 201L241 202L242 203V205H243ZM248 201V197H247V201H245L246 203L247 202H249ZM257 201H260V199L258 200L257 199ZM76 201H74V203H75ZM79 202V201H78ZM193 202H195L194 200H193ZM202 202H203V200H202ZM212 202V203H211ZM227 202H229V200L227 201ZM9 203H10V201H9ZM82 203V202H81ZM81 203H77V204H81ZM135 203V202H134ZM133 203V204H134ZM167 203H169V202H167ZM232 203V202H231ZM245 203V205H243V208L245 209L246 208V210H243V211H246V213L247 214H249V213H251V212H249L248 210H247V206L249 207L250 206V204H246ZM253 203H255V205L253 204ZM11 204V203H10ZM14 204V203H13ZM62 204H64V203H62ZM66 204V203H65ZM84 204V203H83ZM92 204V203H91ZM128 204V203H127ZM233 204V203H232ZM231 204V205H232ZM235 204V206H237ZM261 204V203H260ZM262 204H264V203H262ZM261 204V205H262ZM8 205V203H6V206ZM52 205V204H51ZM54 205V204H53ZM69 205H70V207H72L71 206V203H69ZM87 203L85 204V206H83V207H85V208H83V209H85L86 210V208H88V205H89V207H91L90 206V202H89V204L87 205ZM93 205V204H92ZM135 205V204H134ZM137 205V204H136ZM139 205V204H138ZM137 205V206H138ZM146 205V206H147ZM189 206H191V204H188ZM230 205V206H231ZM239 205V204H238ZM257 205H258V202H257ZM17 206V205H16ZM98 206V205H97ZM101 206V205H100ZM133 206V205H132ZM137 206H135V207H137ZM142 206L143 205H141L140 207L142 208ZM168 206H169V204H168ZM219 206H221V204L219 205ZM226 206V205H225ZM225 206L223 205V207L225 208ZM228 206V205H227ZM226 206V208H228ZM234 206V205H233ZM229 207L228 209H233V208H236V207ZM244 206H246V207H244ZM75 207V206H74ZM79 207H82V206H79ZM78 207V208H79ZM93 207V209L96 207H94V206H92ZM102 207H104V206H102ZM106 207H108V206H106ZM124 207H125V205H124ZM196 207V206H195ZM201 207V208H202ZM240 207V206H239ZM253 207V208H254ZM16 208V212H17V207H15ZM38 208V207H37ZM39 208H40V206H39ZM46 208H47V206H46ZM49 208H51V207H49ZM69 208V207H68ZM67 208V209H68ZM98 208H99V206H98ZM128 207H126L125 209H127ZM129 208H130V206H129ZM146 208V207H145ZM169 208V207H168ZM189 208V207H188ZM211 208V209H212ZM223 208V209H224ZM242 207H241V210L243 209ZM250 208V207H249ZM253 208H251L252 210H253ZM18 209H20V208H18ZM33 209V208H32ZM41 210H42V208H40ZM48 209V208H47ZM52 209V208H51ZM64 209H65V207H64ZM70 209V208H69ZM96 209V211H97V213H98V211L100 210H98L97 209V207L95 208ZM103 209V208H102ZM118 209V208H117ZM120 209V208H119ZM132 209V211H133V207L131 208ZM139 209V208H138ZM147 209H150V207L148 208V206H147ZM158 209V208H157ZM156 209V210H157ZM190 209H192V210H194V208L193 207H190ZM198 209H200V207L198 208ZM197 209V210H198ZM211 209L210 210H205V211H208L207 212V214H206V218H207V215L210 213V211H211ZM217 209V208H216ZM237 209V208H236ZM250 209V210H251ZM257 209V208H256ZM11 210V209H10ZM40 210V211H41ZM58 210V209H57ZM61 210V209H60ZM80 210V209H79ZM85 210H83V211H85ZM89 212H91L92 211V208L90 209H87ZM124 210V209H123ZM136 210V209H135ZM142 210V209H141ZM144 210V209H143ZM151 210V209H150ZM153 210V209H152ZM151 210V212H153V213H151V214H154V211H152ZM155 210V211H156ZM164 210V209H163ZM168 210V209H167ZM166 210V211H167ZM202 210H203V208H202ZM225 210V209H224ZM255 210V209H254ZM12 211V210H11ZM19 211V210H18ZM34 211V210H33ZM39 211V212H40ZM59 211V210H58ZM57 211V212H58ZM95 211V212H96ZM106 211H108V210H106ZM106 211H103V212H105V217H107L108 215H107V213H106ZM115 211V210H114ZM118 211V210H117ZM145 211V210H144ZM147 211V210H146ZM158 211V210H157ZM199 211V210H198ZM219 211V210H218ZM230 211V210H229ZM234 211H236L235 209H234ZM233 211V212H234ZM257 211H259L260 212V209L259 210H257ZM257 211H256V213L255 214H257ZM15 212V213H16ZM36 212V211H35ZM38 212V211H37ZM75 213H77L76 211H74ZM87 212V211H86ZM101 212V211H100ZM98 213V214H102V213ZM111 212V211H110ZM134 213H135V211H133ZM138 212H140V210H138ZM138 212H137V214L136 215H138ZM162 211H160L159 213H161ZM195 212V211H194ZM193 212V213H194ZM212 212V211H211ZM217 212V211H216ZM220 212V211H219ZM231 212H232V210H231ZM231 213L232 214V216H233V214L234 213ZM237 212V211H236ZM235 212V213H236ZM238 212H239V210H238ZM12 213V212H11ZM21 213V212H20ZM19 213V214H20ZM27 213V212H26ZM25 213V214H26ZM41 213V212H40ZM54 213V212H53ZM79 213H81L82 214V209H81V212H79ZM79 213H77V214H79ZM88 213V212H87ZM87 213H86V215H87ZM97 213L95 214V215H97ZM148 214L150 213V211L148 210V212H147ZM159 213H157V215L159 214ZM164 213H166L165 211H164ZM228 213H230V212H228ZM244 213V212H243ZM245 213V215H247ZM254 213V211L252 212V214ZM22 214V213H21ZM29 214V213H28ZM47 214V213H46ZM91 214V213H90ZM93 214V215H94ZM104 214V213H103ZM109 214V213H108ZM124 214V213H123ZM129 214H130V210H129ZM142 214V212L140 213V216L139 217H148V214H145V213H143V215H141ZM201 214V213H200ZM200 214H199V216H200ZM202 214H204V213H202ZM216 215L218 214V213H215ZM225 214V213H224ZM260 214H262V213H259V215ZM23 215H24V213H23ZM22 215V216H23ZM27 215V214H26ZM58 215H60V214H58ZM89 215V214H88ZM92 215V214H91ZM107 215V216H106ZM146 215V216H145ZM150 215V214H149ZM154 215H156V214H154ZM160 215V214H159ZM192 215V214H191ZM195 215V214H194ZM205 215V214H204ZM209 215H212V214H209ZM222 215V214H221ZM226 215V214H225ZM239 215H243V214H241V212H240V214ZM245 215H243V216H245ZM250 215V219H251V214H249ZM248 215V216H249ZM254 215V214H253ZM253 215H252V218H253ZM263 215V214H262ZM77 216H79V215H77ZM76 215H75V217H77ZM137 216V217H138ZM151 216V215H150ZM161 216H163V215H161ZM161 216H160V219H161ZM236 216V215H235ZM242 216V217H243ZM25 218H27L26 216H24ZM146 217V218H147ZM156 217V216H155ZM192 217H193V215H192ZM195 217H197V218H199L198 217V215L197 216H195ZM217 217V216H216ZM220 217V216H219ZM222 217V216H221ZM234 217V216H233ZM237 217V221H236V218ZM235 218H233V220L234 221H229L228 220V217H226V219L230 222L229 224H226V226L227 225H229L230 227L231 226H233L232 224H231V222L233 223H235L236 224V226L239 224V223H241V220L242 221H244V220H247V221H244V222H246L245 224L247 225V227L248 226H250V228L252 227V232H255V231H253L254 229H253V227H255V229H256V226L257 225H260L259 223H256V222H254L252 219L250 220H248V219H246V218H248L247 216L245 217V219L244 218H242V219H240V221H239V218H238V215L236 216ZM240 217V216H239ZM257 217L258 218H260V216H258L257 215ZM256 217V218H257ZM262 217H264V216H262ZM158 218V217H157ZM201 218H203L202 217V215H201ZM205 218V217H204ZM208 218H209V216H208ZM218 218V217H217ZM224 217H222V220H221V222L223 221L224 222V219H223ZM231 218V217H230ZM229 218V219H230ZM148 219V218H147ZM146 219V220H147ZM184 219V218H183ZM182 219V220H183ZM191 220H192V218H190ZM193 219H195L196 220V218H193ZM232 219V218H231ZM254 219V218H253ZM264 219V218H263ZM262 219V220H263ZM144 220V219H143ZM152 220V219H151ZM154 220V219H153ZM156 220V219H155ZM187 220H189V219H187ZM199 220V219H198ZM198 220H196V221H198ZM211 220V219H210ZM214 220V219H213ZM227 220H225V222L224 223H226V221ZM255 220V219H254ZM41 221V220H40ZM163 221V220H162ZM176 221V220H175ZM181 221V220H180ZM186 221V220H185ZM217 222H218V219L216 220ZM236 221V222H235ZM165 222H167V221H165ZM184 222V221H183ZM182 221L181 222H179V224H176V225H172V227L175 229V230H177L176 232H178V230H181L180 232H183V231H185L184 230V228L185 229H189V225L190 224H194L195 222L192 220L191 221V223H183ZM190 222V221H189ZM220 222V223H221ZM147 223H148V221H147ZM164 223V222H163ZM162 223V224H163ZM180 223H182V224H180ZM201 223V222H200ZM199 223V224H200ZM204 223H205V221L203 222V225H204ZM149 224V223H148ZM154 224H156V222L154 223ZM153 224V225H154ZM161 223H160V227H162V229H164L163 227H165L166 225V223L164 224V226L162 225ZM167 224H170V222H168ZM171 224H173L172 223V221H171ZM197 224V223H196ZM206 224V223H205ZM162 225V226H161ZM209 225H211V224H209ZM212 225H213V223H212ZM221 225V224H220ZM246 225H244V228L246 229ZM261 225H264V220L261 222ZM103 226V225H102ZM156 226V225H155ZM155 226H153V227H155ZM188 226V227H187ZM201 226H202V224H201ZM239 226H240V224H239ZM159 227V226H158ZM168 226H166V228H165V230L166 231H170V229L168 230V228H167ZM194 227H195V224H194ZM204 227V226H203ZM202 227V228H203ZM206 227H207V224H206ZM205 227V228H206ZM214 227V226H213ZM219 227V226H218ZM238 227V226H237ZM236 227V228H237ZM0 228V229H1ZM97 228V227H96ZM95 228V229H96ZM170 228V227H169ZM198 228H200V227H198ZM208 228V227H207ZM212 228V227H211ZM216 228V227H215ZM225 228H227V227H225ZM224 228V229H225ZM231 228H234V226L233 227H231ZM236 228H234V230L236 229ZM239 228V227H238ZM240 228H241V226H240ZM239 228V229H240ZM242 228H243V224H242ZM241 228V229H242ZM258 228V227H257ZM260 229H262V227L260 226L259 227ZM2 229V230H3ZM84 229V228H83ZM104 229H106V228H104ZM154 229H156V227L154 228ZM153 229V230H154ZM158 229V228H157ZM161 229V230H162ZM190 229H191V227H190ZM189 229V230H190ZM193 229H196V232H197V230L199 231V229H197V227L196 228H192V231H190L191 232V234H192V232H193ZM204 229V228H203ZM223 229V230H224ZM238 229V230H239ZM259 229V230H260ZM264 229V228H263ZM262 229V230H263ZM1 230V231H2ZM40 230H43V231H45L44 232V234L45 233H47L49 236H51L54 240L53 241H56L57 242V244H52V243H50L47 239H49V238H46L47 236H45V238H43V237H40ZM74 230V229H73ZM82 230V229H81ZM88 230V229H87ZM92 230V229H91ZM206 230H208V229H205V232H207ZM209 230H210V228H209ZM214 231L216 230V229H213ZM227 230H229V227H228V229ZM231 231H232V229H230ZM229 230V231H230ZM246 230H248V228L246 229ZM0 231V232H1ZM111 231V230H110ZM137 231V230H136ZM155 231V230H154ZM154 231H150V233H153ZM157 232H159L158 230H156ZM186 231H188V230H186ZM185 231V234H187V232ZM195 231V230H194ZM213 231V232H214ZM219 231H221V230H219ZM231 231L230 232H228V233H231ZM236 232L235 233H237V229L235 230ZM242 231H244V230H241V232ZM257 231V230H256ZM261 231V230H260ZM260 231H259V233H260ZM264 231V230H263ZM109 232V231H108ZM123 232H124V230H123ZM133 232H134V230H133ZM173 232V231H172ZM170 233V237L171 236H174L175 234L174 233ZM189 232V231H188ZM190 232H189V234H190ZM201 232V231H200ZM204 232V233H205ZM218 232V231H217ZM233 233H234V231H232ZM239 232V231H238ZM5 233V232H4ZM110 233H112V232H110ZM127 233V232H126ZM135 233V232H134ZM137 233V232H136ZM168 232H166V234H167ZM184 233V232H183ZM203 233V234H204ZM208 233V232H207ZM211 233V232H210ZM264 233V232H263ZM113 234H114V236H113ZM113 234H111L112 235V237L111 238H113V240H115V237L117 236V235H115V233H113ZM124 234V233H123ZM123 234H120V235H122L121 237L120 236H118V239H123L124 240V238L125 239H127V238H130V239H132L131 237H129L130 235H128L127 236V234H129V233H127V234H125V235H123ZM148 234H149V232H148ZM157 234V233H156ZM161 234L162 235H164L162 232H161ZM172 234V235H171ZM179 234V233H178ZM191 234H190V236H191ZM195 234V233H194ZM200 234H202V232L200 233ZM202 234V235H203ZM213 235L214 234H216V233H212ZM212 234H210V236L209 237H211L212 236ZM232 234V233H231ZM244 234V233H243ZM46 235V234H45ZM119 235V234H118ZM135 235H137V234H135ZM150 235V234H149ZM158 235H159V233H158ZM158 235L156 236V237H158ZM176 235H177V233H176ZM182 235V234H181ZM184 235V234H183ZM182 235V236H183ZM233 235H235V234H233ZM238 235V234H237ZM166 238H170L169 236L167 237L166 235H164ZM164 236H161V237H158V239H163V237ZM199 236V235H198ZM206 236H208V235H204V236H202V237H206ZM218 236H220V235H218ZM240 236V235H239ZM255 236H257V234L255 235ZM98 237V238H97ZM106 237H109V238H106ZM133 237H135L134 236V234H133ZM137 237V236H136ZM136 237L135 238H133L132 240L133 241H136L135 239H136ZM142 237V236H141ZM153 237H155V234H154V236ZM184 237V236H183ZM183 237H180V240H181V238H183ZM187 239H188V234H187ZM194 235H193V238H191L190 240L192 241L193 239H194ZM202 237H198L200 240H201V238ZM208 237V238H209ZM216 237V236H215ZM234 237V236H233ZM262 237V236H261ZM264 237V236H263ZM262 237V238H263ZM8 238V237H7ZM51 238V239H52ZM137 238H139V237H137ZM149 238V236L147 237V239ZM151 238H152V236H151ZM165 238V239H166ZM173 238V237H172ZM175 238V237H174ZM185 238V237H184ZM196 238H197V236H196ZM198 238H197V241H198ZM237 238V237H236ZM258 238V236L255 238V239H257ZM50 239V240H51ZM104 239V238H103ZM129 239V240H130ZM140 239V238H139ZM154 239V241H153V244L155 243V239H157V238H153ZM153 239H151V240H153ZM168 239H167V241L165 240L164 242H168ZM177 239V238H176ZM187 239H184L185 240V242H188L187 241ZM203 239V238H202ZM259 239V238H258ZM257 239V240H258ZM58 240V241H57ZM64 240V239H63ZM62 240V241H63ZM132 240H131V242H132ZM160 240V241H161ZM179 240V239H178ZM179 240V241H180ZM184 240L182 241V242H184ZM234 240H236V241H238L239 239L237 238V239H234ZM65 241V240H64ZM67 241H69V240H67ZM66 241V242H67ZM112 241V240H111ZM110 241V242H111ZM116 241V240H115ZM119 241V240H118ZM127 240H125V243H127L126 242ZM144 241H145V239H144ZM163 241V240H162ZM170 241V240H169ZM178 241V242H179ZM236 241H232L234 244L236 243ZM258 241H260V240H258ZM141 242H142V240H141ZM141 242H139L138 243V241H137V243L139 244V245H141ZM159 243V241H156V243ZM172 242H174L175 243V241H173L172 240ZM184 242V243H185ZM201 242V243H200ZM239 242V241H238ZM59 243V244H58ZM65 243V242H64ZM63 243V244H64ZM75 243V242H74ZM73 243V244H74ZM112 243H113V241H112ZM116 243H118V242H116ZM120 243V242H119ZM122 243H124L123 241H122ZM135 243V242H134ZM136 243V244H137ZM143 243V242H142ZM145 243V242H144ZM147 243H149V242H147ZM158 243L156 244V245H158ZM171 242H169L168 244L171 246V244H173L174 245V243H171ZM180 243V242H179ZM192 243V242H191ZM194 244L193 245H195V244H198V243H200V244H204L205 242L203 241H199L198 243H196V240H194V242H193ZM257 243V242H256ZM61 244V245H60ZM87 244H88V241H87ZM98 244V243H97ZM131 244V243H130ZM151 244H152V241H151ZM161 244V243H160ZM159 244V245H160ZM188 245L190 244V243H187ZM206 244H207V242H206ZM259 244H261L260 242H259ZM258 243H257V245H259ZM124 245V244H123ZM126 245H129V242L127 243V244H125V246ZM147 245V244H146ZM158 245V246H159ZM164 246H165V244H163ZM180 245H182V243L180 244ZM180 245H178V246H180ZM192 245V244H191ZM190 245V246H191ZM205 245V244H204ZM207 245H209V243L207 244ZM207 245H205L206 247H207ZM68 246V245H67ZM67 246H66V248H67ZM88 246V245H87ZM122 246V245H121ZM131 246V245H130ZM155 246V245H154ZM184 246V245H183ZM197 246V249H198V247L200 246V245H196ZM205 246H203L204 248H206ZM210 246H212V243H211V245ZM218 244L217 245H215V247H213L212 246V248L211 249H216L217 250V248L220 246H218ZM259 246H261V247H258V249H255L256 248V246L254 247V245H253V247H254V249L255 250H260V251H256L257 253V255H259L260 256V259H262L261 257H264V244L262 243V245H259ZM65 247V246H64ZM70 247V246H69ZM89 247H91V246H88V248ZM94 247V246H93ZM132 248L133 247H135V245L133 246H131ZM137 247V246H136ZM140 247V246H139ZM139 247L138 248H136V249H138L139 250ZM149 247V246H148ZM163 247V246H162ZM189 247V246H188ZM193 247V246H192ZM191 247V248H192ZM195 247V246H194ZM225 247V246H224ZM85 248V247H84ZM87 248V249H88ZM97 248V247H96ZM107 248V247H106ZM108 248H109V246H108ZM155 248V247H154ZM158 248V247H157ZM156 248V249H157ZM165 247H163V249H164ZM174 248V247H173ZM178 248H180V247H178ZM200 249L202 248V246H200L199 247ZM220 248V247H219ZM218 248V249H219ZM93 249H95V248H93ZM92 248H91V250H93ZM98 249V248H97ZM97 249H96V251H97ZM127 249V248H126ZM143 249V253H144V250H146V249H144V248H142L141 247V250ZM162 249V248H161ZM160 249V250H161ZM193 249V248H192ZM208 249H210V248H207V250ZM210 249V251L211 252H214V251H216V250H214V251H212ZM102 250V249H101ZM148 250H150V251H147V252H151V249H148ZM159 250V251H160ZM203 250V249H202ZM206 250V249H205ZM206 250V251H207ZM228 250V249H227ZM79 251H81V250H79ZM88 251H90L89 249H88ZM96 251H94L93 250V252H95V253H97ZM125 251H126V253L128 252L127 250H125L124 248H122V247H120V245H112V247L109 249V253H108V257H105V258H108V261L109 262H107V264H142L141 262H139L138 263V260H139V258H138V260H137V262H136V260L134 261V258L135 257H133V260L131 259V255L133 254H131L130 256V258H128L127 256H129V252L126 254L125 253ZM164 251H165V249H164ZM199 251V250H198ZM221 251H222V248H220V253H221ZM230 251V250H229ZM92 252V251H91ZM92 252V253H93ZM105 252V251H104ZM132 252V251H131ZM160 252H162V251H160ZM172 252H173V250H172ZM176 252V251H175ZM232 251H230V253H231ZM94 253V255H96ZM135 253H137V252H135ZM139 253V252H138ZM143 253H141L142 254V256L143 255H145L146 254V251H145V254H143ZM165 253V252H164ZM170 253V252H169ZM217 253H219V252H217ZM223 253V252H222ZM98 254V253H97ZM101 254H103V253H101ZM105 254H106V252H105ZM148 254H150V253H148ZM160 254V253H159ZM159 254H157L156 252L154 253L153 251L151 252V257H149L148 255V257H146L147 259L148 258H151L152 259V261L154 260V261H156V263L158 262V263H163V264H189V261L187 262V261H185V263H182V260H181V262L180 261H176V260H172V259H170V258H168V257H163V256H161V255H159ZM173 254V253H172ZM240 254V253H239ZM104 255V254H103ZM102 255V256H103ZM165 255V254H164ZM169 255V254H168ZM227 255H229V253L227 254ZM231 255V254H230ZM229 255V256H230ZM237 254L235 253V257L238 259L239 257H238V255L236 256ZM256 255V256H257ZM135 256V255H134ZM146 256V255H145ZM216 256V255H215ZM218 256V255H217ZM221 256V255H220ZM219 256V257H220ZM224 255H222L221 257H223ZM259 256H258V259H259ZM95 257H98V256H95ZM99 257H101V255L99 256ZM172 257V256H171ZM174 257V256H173ZM194 257V256H193ZM226 257V256H225ZM224 257V258H225ZM228 257V256H227ZM230 257H233V256H230ZM235 257L234 258H230V260L231 259H233L232 261H234V260H237V259H235ZM240 257H242V256H240ZM244 257V256H243ZM255 257V256H254ZM101 258H103V257H101ZM141 258V257H140ZM189 258V257H188ZM187 258V259H188ZM249 258V257H248ZM93 259H95V258H93ZM92 259V257H91V260H93ZM104 259V258H103ZM103 259H99V260H103ZM150 259V260H151ZM245 259V258H244ZM244 259H242V258H239V260H242V262H244L245 264H248V263H246L245 262V260ZM96 260V259H95ZM239 260H238V262H239ZM244 260V261H243ZM263 260H264V258H263ZM98 261V260H97ZM104 261V260H103ZM103 261H102V264H103ZM106 261V260H105ZM197 261V260H196ZM199 261V260H198ZM197 261V262H198ZM30 262V263H31ZM100 262V261H99ZM98 262V263H99ZM145 262V261H144ZM187 262V263H186ZM192 261H190V263H191ZM195 261H193V263H194ZM197 262H196V264H197ZM201 262V261H200ZM199 262V263H200ZM203 262V261H202ZM231 262V261H230ZM250 262V261H249ZM257 262H259V260L257 261ZM96 263V262H95ZM94 263V264H95ZM98 263H96V264H98ZM105 263V262H104ZM160 263V264H161ZM210 263V262H209ZM263 262H261L260 261V264H262ZM145 264V263H144ZM202 264V263H201ZM204 264H206V263H204ZM214 264V263H213ZM217 264V263H216ZM219 264V263H218ZM255 264H259V263H255Z\"/></svg>","mask_w":264,"mask_h":264}]
</instances>
